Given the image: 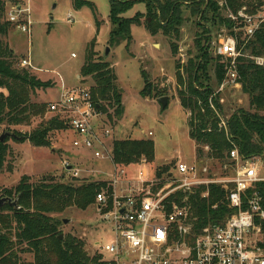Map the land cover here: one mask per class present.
I'll return each mask as SVG.
<instances>
[{"label":"trees","instance_id":"1","mask_svg":"<svg viewBox=\"0 0 264 264\" xmlns=\"http://www.w3.org/2000/svg\"><path fill=\"white\" fill-rule=\"evenodd\" d=\"M236 10L243 5L252 7L255 3L264 6V0H228ZM6 0H0V125L29 126L32 119L42 117L48 105L32 102L31 97L37 89L48 88L49 84L40 82L27 69L19 65L12 50L1 38L6 37L13 25L6 21ZM144 3L145 13H137L132 18L124 15L135 4ZM74 8L90 9L95 28L98 31L100 22L95 6L84 0H73ZM110 32L108 47L111 49L122 42L127 49L132 41L131 27H141L151 37L161 34L175 41L179 40L181 25L184 22L182 9L199 19L202 32L198 35L196 55L188 60L186 65H180L175 60V78L177 82V99L188 116L189 137L195 145L198 158L204 154L202 148L208 147L207 157L226 164L229 152L236 148L244 159L253 157L264 158V68L257 66L251 59H237L238 82L241 92L248 97L249 110L237 109L227 120L226 130L219 128V118L209 108L208 99L212 89L204 76L205 65L213 62V77L215 85L224 79V65L219 56L213 58L210 53L211 32L218 31L227 23L218 11V0H108ZM5 17V21L2 19ZM143 18L145 19L144 21ZM198 25V24H197ZM92 40L86 48L85 61L80 68L81 81L86 78L92 85L88 88L89 99L94 108L106 116L112 124L123 116L122 92L117 85V77L108 57L98 56L91 49ZM171 53L176 57L178 47L171 43ZM243 54L249 56H264V26L259 29L254 38L245 46ZM202 73V74H201ZM202 75V76H201ZM144 87L140 91L142 98L154 99L161 97L142 72ZM204 79V81H203ZM166 107L163 109L165 110ZM67 129L59 118L41 122L25 136L15 138L18 142H29L34 148H48L49 134L53 131ZM10 153L6 141L0 143V175L11 166L6 164ZM113 164L119 167L138 165L141 161L152 163L155 157L154 143L147 139L113 140L111 146ZM168 165V164H167ZM169 164V166H171ZM159 166L155 175L160 178L168 170ZM161 182L153 189L161 187ZM111 193L109 183L96 181H79L71 183L45 181L31 184L27 176L10 190H4L1 198L16 200L17 208L5 204L0 208V264H26L21 262L24 255H32L30 264H107L102 256L90 257L84 249V243L71 236L62 235V221L55 215L62 214L69 208L85 211L91 206H97L96 196L102 191ZM257 192L264 201V183L257 184L248 191V195ZM209 197L201 199L197 195L193 199V231L199 233L212 226H222L227 218L234 213L226 201V193L219 186L209 187ZM261 227L263 240L259 244L264 249V221L257 223Z\"/></svg>","mask_w":264,"mask_h":264},{"label":"rangeland","instance_id":"2","mask_svg":"<svg viewBox=\"0 0 264 264\" xmlns=\"http://www.w3.org/2000/svg\"><path fill=\"white\" fill-rule=\"evenodd\" d=\"M84 1L92 3L96 8V15L100 22L98 33L90 9L87 7L75 9L73 0H6L5 12L9 11L11 6L23 5L29 8L26 20L30 22L31 27L27 34L17 26H12L7 36L2 37L1 40L12 50L19 65L22 59L29 60L30 65L22 68L27 69L40 82L49 84L48 88L35 91L31 97L32 102L49 105L58 101L61 83L68 90L87 91L92 85L89 78L85 81L77 79L85 61L86 48L95 39L91 49L98 56H102L111 26L108 20V0ZM144 11L145 4L137 3L125 13L124 17L132 18L135 14ZM68 16L71 17V22ZM182 16L184 22L181 25L179 40L175 41L161 34L151 37L143 25L132 26V41L128 49L127 44L122 42L112 47L108 55L111 64L115 63V74L123 95L125 115L118 132L113 135V138L110 137L107 146L111 148L113 140L124 137L147 138L154 143L153 164L146 161L143 164L141 161L138 165L129 166L125 175L118 177V171L108 157L111 149L104 152L101 159H95L92 152L72 146L75 136L68 129L51 132L48 135L50 141L48 148H34L27 141H15L14 137L20 140L41 122L58 118L55 114L46 112L42 117L33 118L29 126L0 125V136L5 135L4 140L10 150L6 164L12 168L10 172L4 170L0 175V199L4 190L13 189L23 176H27L31 184L50 180L67 184L73 179L81 182L110 183L117 176L119 181L116 188L120 193L121 190L137 182L138 173L143 169L142 165L145 166L147 173L144 188L147 186L153 188L159 182L162 184L160 188L168 184L175 186L171 179L172 174H175L176 164L189 165L194 159L207 163L215 177L223 178L233 174L235 164L229 159L226 164H222L207 157V152L204 151L203 156L198 158L195 145L188 134V114L179 105L177 99L175 60L180 65H186L188 60L195 57L198 35L202 32L203 26L189 9L183 8ZM144 20L143 18L142 21ZM2 21H5V17ZM216 34L217 31L214 32L212 29L210 53L213 58L218 56L212 45ZM174 42L178 47L176 57L172 56L170 47V44ZM243 55L249 56V53L246 52ZM212 67L213 62L208 61L203 75L211 80L204 82V85L208 83L213 91L217 87L211 79ZM143 71L152 86L164 94L161 97L168 98L169 104L165 110H161L159 105L151 100L146 101L140 97L139 93L144 87ZM221 97L223 104L220 105V109L225 120H229L231 113L237 109L249 110L248 97L243 95L241 90L225 89L219 94V98ZM159 98L154 97L153 100L158 103ZM110 125L115 129L119 126V121L112 122ZM65 162L74 170L66 168ZM171 163L172 165L169 166ZM161 165H164V168L168 166L167 170L169 174L171 173V177L166 176V173L157 178L155 171ZM75 170L78 173L77 177H74L72 173ZM55 216L61 221L67 220V224H61L62 236L71 235L81 240L88 256H102L104 260L110 258V254L104 247L114 241V231L111 224L102 220L97 206H91L85 211L69 208ZM32 261L33 257L29 254L21 258V262L26 264Z\"/></svg>","mask_w":264,"mask_h":264},{"label":"built area","instance_id":"3","mask_svg":"<svg viewBox=\"0 0 264 264\" xmlns=\"http://www.w3.org/2000/svg\"><path fill=\"white\" fill-rule=\"evenodd\" d=\"M218 11L227 25L220 27L212 45L221 58L225 74L211 92L208 105L219 118V128L226 130L227 120L220 109L223 99L219 94L228 88L241 90L237 59L249 58L264 68V56L242 54L264 26V6L245 4L234 10L228 0H218ZM28 15V7L11 6L6 12V21L29 34ZM68 20L72 21L70 16ZM29 65L28 59L21 60V67ZM47 112L55 114L68 131L73 132L74 148L92 152L95 159H101L103 153L111 149L107 141L112 136V128L102 122L104 115L94 108L87 91L68 90L61 83L59 99L48 105ZM202 150L208 152L209 148ZM108 157L113 164L112 154ZM228 159L235 164L233 174L223 178L213 176L208 164L200 159H194L189 165L178 163L171 179L175 186L168 184L157 190L143 187L147 173L142 165L137 182L120 193L116 188L118 177L126 172L113 164L118 177L109 183L111 193L102 190L96 196L97 210L102 220L112 225L115 236L114 241L104 247L110 258L102 257V260L107 264H264V249L259 246L263 234L257 224L264 221V201L255 191L248 195L257 184L264 183V158L244 159L234 148ZM64 166L68 168L69 164L65 162ZM72 173L78 176L76 170ZM211 186L225 191V199L234 213L222 226L194 233L193 199L197 195L207 199Z\"/></svg>","mask_w":264,"mask_h":264},{"label":"water","instance_id":"4","mask_svg":"<svg viewBox=\"0 0 264 264\" xmlns=\"http://www.w3.org/2000/svg\"><path fill=\"white\" fill-rule=\"evenodd\" d=\"M109 52H110V48L108 47V45H106L105 52H104V57L105 58L108 57ZM167 102H168V98L167 97H160L158 99V103L160 104L162 109H164L166 107ZM4 139H5V135L3 134V135L0 136V143L4 142ZM68 169L69 170H73V167L69 166ZM5 204H8L9 206H12L14 208H17L16 200H11L9 198H1L0 199V208L3 207ZM62 223L63 224H67V220H63ZM59 238L63 239V236L61 235Z\"/></svg>","mask_w":264,"mask_h":264},{"label":"crops","instance_id":"5","mask_svg":"<svg viewBox=\"0 0 264 264\" xmlns=\"http://www.w3.org/2000/svg\"><path fill=\"white\" fill-rule=\"evenodd\" d=\"M143 13H145V11L143 12ZM99 32V30L97 31V33ZM107 43H108V41H106L105 42V46L107 45ZM153 46H156V45H154L153 44ZM73 55V54H72ZM132 55V57H134V55L133 54H131ZM112 67H113V69H114V72H115V63H113L112 62ZM117 77V76H116ZM77 79L79 80L80 78H79V75L77 76ZM117 85L119 86V81H118V78H117ZM121 89V88H120ZM141 97V96H140ZM142 98V97H141ZM144 100H146V101H148V100H151L153 103H155V104H157V105H159L158 107H160L161 108V106H160V104L159 103H156L153 99H148V98H143ZM178 103H179V101H178ZM168 104H169V102H167V107H168ZM180 105V104H179ZM122 107H123V116H122V118L119 120V126L117 127V128H115V129H113L112 128V126H111V128H112V138H113V135H115L117 132H118V130H119V127L121 126V124H122V122H123V118H124V115H125V107H124V102H123V95H122ZM161 110H163L162 108H161ZM105 120V121H104ZM107 118H106V116H104L103 118H102V122H104V123H106V124H110V122L107 120ZM113 122H118V120L116 121H113ZM129 137H124V138H121L120 140H123V139H128ZM111 139V138H110ZM109 139V140H110ZM115 139H117V138H115ZM134 139H141V138H134ZM108 142V141H107ZM195 148V147H194ZM130 166H132V165H130ZM129 167V166H128ZM128 167H123L124 168V170H125V172L127 171V169H128Z\"/></svg>","mask_w":264,"mask_h":264}]
</instances>
